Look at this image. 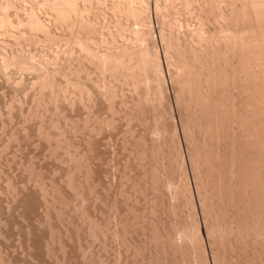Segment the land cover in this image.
<instances>
[{
    "label": "rangeland",
    "instance_id": "obj_1",
    "mask_svg": "<svg viewBox=\"0 0 264 264\" xmlns=\"http://www.w3.org/2000/svg\"><path fill=\"white\" fill-rule=\"evenodd\" d=\"M92 1L0 0V264H248L254 254L255 262L264 261V232L240 221L242 192L229 187L236 197L229 199L213 173L216 146L231 149L239 121H230L233 129L230 119L219 120L230 130L217 125L220 135L207 139L200 124L204 101L188 99L193 87L180 94L184 77L196 69L194 95L207 93L204 83L220 77L215 87L211 80L213 97L228 98L226 110L242 102L247 81L238 66L253 73V63L243 59L241 40L256 31L246 17L261 24L253 36L264 30V0ZM256 38L264 45V31ZM258 41L251 44L258 48ZM208 148L218 150L211 160ZM251 229L259 233L257 245L248 238Z\"/></svg>",
    "mask_w": 264,
    "mask_h": 264
},
{
    "label": "bare ground",
    "instance_id": "obj_2",
    "mask_svg": "<svg viewBox=\"0 0 264 264\" xmlns=\"http://www.w3.org/2000/svg\"><path fill=\"white\" fill-rule=\"evenodd\" d=\"M51 1V0H50ZM65 1H67V0H64V2ZM92 1V0H91ZM97 1V0H96ZM99 1V0H98ZM174 1H176V0H174ZM259 1V0H258ZM261 1V0H260ZM59 2V1H58ZM58 2H57V6H58ZM69 2V1H68ZM70 2H71V0H70ZM104 2V1H103ZM103 2H102V4H103ZM251 2V1H250ZM6 3V2H5ZM8 3V2H7ZM14 3V2H13ZM54 3V2H53ZM62 3V2H61ZM92 3H93V1H92ZM106 3V2H105ZM172 3H173V0H172ZM238 3V2H237ZM253 3V2H252ZM48 4V3H47ZM60 4V3H59ZM65 4V3H64ZM63 4V5H64ZM77 4V3H76ZM89 4H90V2H89ZM114 4V3H113ZM134 4V3H133ZM254 4H256V3H254ZM253 4V5H254ZM258 4V3H257ZM260 4H262V3H260ZM264 4V3H263ZM45 5V4H44ZM50 5V4H49ZM62 5V6H63ZM66 5V4H65ZM136 5V4H135ZM134 5V6H135ZM8 6V5H7ZM13 6V5H12ZM55 6V5H54ZM69 6V5H68ZM75 6V5H74ZM73 6V7H74ZM80 6V5H79ZM84 6V5H83ZM88 6V5H87ZM116 6H119V4L118 5H116ZM124 6V5H123ZM131 6V5H130ZM173 6V5H172ZM242 6H244V5H242ZM261 6V5H260ZM47 7H48V5H47ZM50 7V6H49ZM52 7H53V5H52ZM61 7V6H60ZM65 7V6H64ZM71 7V6H70ZM144 7V6H143ZM249 6H247L246 8H248ZM255 7V6H254ZM4 8H7V7H4ZM9 8V7H8ZM13 8V7H12ZM53 8H55V7H53ZM59 7H57L56 9H58ZM95 8V7H94ZM242 8V7H241ZM253 8V7H252ZM262 8V7H261ZM2 9V8H1ZM62 9H64V8H62ZM61 8H60V10H62ZM67 9H69V8H67ZM84 9V8H83ZM90 9V8H89ZM88 9V10H89ZM117 9V8H116ZM138 9V8H137ZM239 9V8H238ZM244 9H245V7H244ZM250 9V8H249ZM248 9V10H249ZM256 9V8H255ZM60 10H57V11H59L60 12ZM70 10V9H69ZM78 10V9H77ZM86 10V9H85ZM115 10V9H114ZM130 10H133V9H130ZM141 10H144V9H141ZM242 10V9H241ZM247 10V9H246ZM247 10V11H248ZM261 10V9H260ZM259 10V11H260ZM4 11V10H3ZM2 11V12H3ZM5 11H7V9L5 10ZM82 11V10H81ZM123 11V10H122ZM239 11V10H238ZM238 11H236L235 13H237ZM244 11V10H243ZM85 12V11H84ZM117 12V11H116ZM126 12V11H125ZM128 12H129V9H128ZM241 12V11H240ZM239 12V15L241 16V14L243 13H240ZM258 12V11H257ZM36 13V12H35ZM74 13V12H73ZM81 13V12H80ZM118 13H120V12H118ZM134 13H135V10H134ZM250 14H251V12H249ZM31 14V13H30ZM57 14V13H56ZM130 14H132V12L130 13ZM238 14V13H237ZM250 14H248V12H247V14L245 13V15L246 16H250ZM255 14V13H254ZM260 14L262 15V12H260ZM66 15V14H65ZM68 15V14H67ZM77 15H78V13H77ZM127 15H129V14H127ZM244 15V14H243ZM257 15H259V14H257ZM70 16V15H69ZM68 16V17H69ZM137 16V15H136ZM235 16L237 17L238 15H236L235 14ZM234 16V17H235ZM239 16V21H240V24L244 21H241L242 20V17H240ZM245 16V17H246ZM254 16V15H253ZM5 17V16H4ZM56 17H57V15H56ZM79 17V16H78ZM235 17V18H236ZM245 17H243L244 19H245ZM252 16H250V18L249 17H246V18H248V22H250V23H246V20L244 21L246 24H251V25H249L250 27H252V29L254 28L256 31L260 28L261 29V24L259 25V24H257V21L256 22H254V20H256V19H254L253 21H252V18H251ZM254 17H256V16H254ZM10 18V17H9ZM25 18H26V16H25ZM58 18V17H57ZM61 18V17H60ZM64 18V17H63ZM62 18V19H63ZM65 18H67V17H65ZM80 18V17H79ZM238 18V17H237ZM32 19H34V18H32ZM249 19L252 21V22H254V23H256V25H254V23L252 24L251 23V21H249ZM65 20V19H64ZM232 20V19H231ZM23 21V20H22ZM81 21V20H80ZM235 21H236V19H235ZM28 22V21H27ZM75 22H77V21H75ZM88 22V21H87ZM262 22V21H261ZM5 23V22H4ZM25 23V22H24ZM44 23V22H43ZM263 23V22H262ZM27 24V23H26ZM74 24V23H73ZM89 24V23H88ZM242 24H244V23H242ZM4 25V24H3ZM2 25V26H3ZM12 25V24H11ZM76 25V24H75ZM248 25H246V27H245V24L242 26L244 29H246L247 27L249 28V29H251ZM18 26V25H17ZM85 26V25H84ZM258 26V27H257ZM6 27H8V26H6ZM31 27V26H30ZM45 27V26H44ZM170 27H171V25H170ZM1 28H3V27H1ZM41 28V27H40ZM46 28V27H45ZM32 29V28H31ZM236 29V28H235ZM254 29H253V31H254ZM36 30V29H35ZM247 30V29H246ZM237 31V30H236ZM255 31V32H256ZM260 31V30H259ZM263 29H262V31H260V32H262L263 33ZM251 32H252V30H251ZM255 32H253V35H254V33ZM260 32H257V33H260ZM173 33V32H172ZM246 33V32H245ZM262 33H260V34H258L256 37H258V36H261V34ZM176 34V33H175ZM252 35V38H250L249 36V38L247 39V38H242L243 40H241L242 41V47H243V49H242V51H244L243 53H242V56L244 55V57H243V59L245 58V62L246 61H248L247 59H249V60H251L252 61V63H253V66H254V68H255V70L256 71H254V69H253V66H252V70H253V73L252 72H250V73H248L247 72V63H245L244 62V60L241 58V56L239 57V59H240V61L241 60H243V62H244V65L246 64V68L244 67V66H242V62H241V64H239V66H242V67H244L245 68V71L246 72H243L242 70H241V68L238 66V69L242 72V73H244V74H242L240 71H237L238 73L240 72V74L241 75H244L245 77V79H246V83L243 81V78L241 79L242 80V82H244L245 83V86H243V85H241L243 88H245L244 90H246V91H248V92H246L245 93V97H243L242 95L244 94V90L242 89V87H241V92H239V94L241 93V95H237V96H240V98H238V99H241L242 97V102L240 101V103H239V101H238V105H239V108H237V106L238 105H234L235 104V101H234V103H233V101L231 102V103H233V106H231L230 105V103H229V105L231 106L230 108H229V106L228 105H226V108L227 109H230V110H226L225 109V102L228 100V98H227V100H222L223 99V97L222 98H219V99H221L220 101H221V105H223L224 104V106H222V107H224V109L223 108H220L221 106L219 105V102L217 101L218 100V98L217 97H219L218 95H217V99H215L214 97H213V93H212V91L214 90V94H215V89H213V85L212 84H214V82L215 81H217V79H219V78H217L216 79V77H214L215 79L213 80V76L211 77H209V78H212L211 80H213V81H211V80H209L208 79V83H207V81L204 83V89H205V91H207V87H208V92L206 93V92H204V90H203V94L205 95H203L202 94V92H201V94H200V92H198L199 94V96L198 95H194L196 92H194V90H195V88H196V83H195V85L193 84L194 83V81H195V77H193L194 75L196 76V73H195V71H196V69H195V71H194V75H192V73L190 72V70H189V74H191V76L189 75V76H186V75H188V73H186L184 76H186V78L182 75V73H183V71H182V73H180V76L182 77H184V79H185V81H186V85L184 84L183 85V83L181 84V86L180 85H178V86H180V87H183L182 89L183 90H181L182 91V93H180V94H182L183 95V91H184V87L185 86H187L188 88L187 89H189L188 91H190V88L191 87H193L194 88V90H193V88L191 89V90H193V92L192 93H190V94H188L187 93V95H190V96H187V97H189L188 99L189 100H192V99H194V101H196L197 100V98H198V100L197 101H204V103L202 102V104H203V106H202V108L201 109H204V106H205V109L204 110H202L201 111V114H200V117H202L201 119L203 120V122L202 123H200L201 125H202V129L204 130L203 132H205L207 135V139H208V137H213V134L215 133V132H217V133H219L218 132V129H217V131L215 130L216 128H221V127H218L217 125H222V124H224L225 123V119L224 118H227V119H230V120H227V121H229L228 123H230V121L233 119V121H231V122H234V120L236 121V124L238 123V121H239V123L237 124V125H239V126H237V127H239V129L238 128H235L234 127V125L233 126H231V123H230V128L232 127L233 129L235 128V129H238V130H240V127H241V129L242 130H240L241 131V134H240V136H239V134H238V136H237V132H235L236 133V135H234L233 136V139H235V140H237V138H234V137H239L238 138V140H237V142H235L234 140H233V143H236L235 145L232 143V140H231V138L229 139V137H227L228 135H225V138L227 137L228 138V140H230L231 141V143H232V147H231V149L229 150V148L228 147H226L225 149H223V152H222V150H221V152H219L220 151V149H219V146H216L217 148H218V154H217V152H216V157H214L213 156V152H215V149L212 151V149L215 147V144H214V147H211V148H208L209 150H211V152L212 153H208V149H207V154H209V156L212 154V156H210V157H208V158H210L209 160H211V158H215V160L216 161H214V162H212V163H215V168H216V171L218 170V172H213L214 174L215 173H217V174H215L216 175V181H222L223 183V185L222 186H224L225 187V189H229V190H226L225 191V193H227V194H229L227 197H229V199L233 196L231 193H232V190H230L231 188H229V187H232V189L234 190V187H235V190H237V193H239L240 194V192L239 191H241L242 193V195L240 194L239 196H241V197H238L239 199H241L242 198V200H240L241 202H242V204L240 203V201H239V203L238 204H240V205H238L237 204V201L235 202V200H229V204H230V201H233L232 203H236V205H238L240 208H237V210H238V212H240V214H242V218H240L241 220V224L244 226L246 223V225H248V224H250L251 223V228H257V229H261V227H263L264 225H263V223H264V49H261V48H259L260 46L261 47H264V45H259V42L261 41L262 42V37H261V39H258V38H256L255 36H253ZM255 35H256V33H255ZM174 36V35H173ZM178 37V36H177ZM166 38H168V37H166ZM227 38V37H226ZM236 38V37H235ZM254 38H255V41H254ZM260 38V37H259ZM230 39V38H229ZM228 39V40H229ZM239 40V39H238ZM257 40H259L258 41V43H256V44H258L259 45V47L258 48H256V46L254 47V43L257 41ZM231 41V40H230ZM229 41V42H230ZM244 41H245V43H244ZM234 42V41H233ZM252 42H254L253 44H251ZM224 43H226V42H224ZM231 43V42H230ZM263 43V42H262ZM171 44V43H170ZM209 44V43H208ZM236 44V43H235ZM244 44H246L245 46L246 47H248V45L250 46V45H253V46H251V47H249L248 48V50L246 49V48H244L245 46H243ZM174 46V45H173ZM181 46V45H180ZM216 46V45H215ZM170 47V46H169ZM176 47V46H175ZM186 47V46H185ZM231 47V46H230ZM239 47V46H238ZM136 48H138V47H136ZM192 48V47H191ZM207 48V47H206ZM115 49V48H114ZM124 49V48H123ZM193 49V48H192ZM210 49V48H209ZM217 49V48H216ZM246 49V50H245ZM134 50V49H133ZM144 50V49H143ZM145 50H147V49H145ZM149 50V49H148ZM195 50V49H194ZM126 51V50H125ZM124 51V52H125ZM174 51H175V48H174ZM179 50H177V52H178ZM181 51H183V49L181 50ZM215 51V50H214ZM221 51V50H220ZM227 51V50H226ZM229 51V50H228ZM233 51V50H232ZM185 52V51H184ZM189 52V51H188ZM210 52V51H209ZM99 53V52H98ZM123 53V52H122ZM95 54V53H94ZM127 54V53H126ZM125 54V55H126ZM138 54V53H137ZM147 54V53H146ZM180 54H182V53H180ZM193 54V53H192ZM196 54V53H195ZM201 54V53H200ZM238 54V53H237ZM237 54H236V56H237ZM241 54V53H240ZM239 54V55H240ZM133 55V54H132ZM135 55V54H134ZM206 55V54H205ZM227 55V54H226ZM233 55V54H232ZM121 56H123V55H121ZM192 56V55H191ZM198 56V55H197ZM214 56V55H213ZM218 56V55H217ZM224 56V55H223ZM228 56V55H227ZM108 57V56H107ZM118 57V56H117ZM178 57H179V55H178ZM195 59H197L196 58V56H193ZM202 57V56H201ZM229 57V56H228ZM109 58V57H108ZM112 58H114L113 56H112ZM122 58V57H121ZM183 58V57H182ZM186 58V57H185ZM189 58V57H188ZM205 58V57H204ZM208 58H210V57H208ZM224 58V57H223ZM124 59V58H123ZM145 59V58H144ZM151 59V58H150ZM174 59V58H173ZM225 59V58H224ZM238 59V58H237ZM97 60V59H96ZM108 60V59H107ZM132 60V59H131ZM185 60V59H184ZM215 60V59H214ZM233 60V59H232ZM113 61V60H112ZM124 61V60H123ZM150 61V60H149ZM172 61V60H171ZM178 61V60H177ZM186 61V60H185ZM188 61V60H187ZM197 61H199V60H197ZM208 60H206V62H207ZM239 61V60H238ZM240 61L239 62H237L236 61V63L238 64V63H240ZM102 62V61H101ZM125 62V61H124ZM139 62V61H138ZM146 62V61H145ZM182 62V61H181ZM190 62V61H189ZM196 62V61H195ZM194 62V63H195ZM210 62H211V59H210ZM209 62V66L211 65V63ZM213 62V61H212ZM224 62V61H223ZM102 63H104V62H102ZM116 63V62H115ZM126 63V62H125ZM142 63H143V61H142ZM150 63V62H149ZM179 63V62H178ZM197 63V62H196ZM195 63V64H196ZM249 63H251V62H249ZM105 64V63H104ZM111 64V63H110ZM124 64V63H123ZM138 64V63H137ZM220 64V63H219ZM106 65V64H105ZM140 65V64H139ZM170 65V64H169ZM205 65H207L206 63H205ZM204 65V66H205ZM251 65V64H250ZM101 66V65H100ZM184 66V65H183ZM111 67V66H110ZM140 67V66H139ZM178 67H179V65H178ZM188 67H189V65H188ZM197 67V66H196ZM195 67V68H196ZM225 67V66H224ZM105 68V67H104ZM114 68H115V66H114ZM158 68V67H157ZM202 68V67H201ZM207 68V67H206ZM229 68V67H228ZM233 68V67H232ZM235 68H237V67H235ZM112 69V68H111ZM141 69V68H140ZM178 69V68H177ZM218 69V68H217ZM251 69V68H250ZM114 70V69H113ZM145 70V69H144ZM152 70V69H151ZM194 70V69H193ZM205 70V69H204ZM251 70V71H252ZM108 71V70H107ZM112 71V70H111ZM116 71V70H115ZM135 71V70H134ZM141 71V70H140ZM148 71V70H147ZM146 71V72H147ZM187 71V70H186ZM185 71V72H186ZM192 71V70H191ZM210 71V70H209ZM212 71V70H211ZM220 71V70H219ZM233 71V70H232ZM118 72V71H117ZM143 72H145V71H143ZM146 72H145V74H146ZM180 72V71H179ZM184 72V73H185ZM222 72V71H221ZM231 72V71H230ZM236 72V71H235ZM123 73V72H122ZM126 73V72H125ZM131 73V72H130ZM208 73V72H207ZM211 73V72H210ZM215 73V72H214ZM246 73V74H245ZM134 74V73H133ZM178 74V73H177ZM200 74V73H199ZM212 74V73H211ZM240 74H238L239 76H240ZM126 75H127V73H126ZM137 75V74H136ZM202 75V74H201ZM213 75V74H212ZM215 75V74H214ZM129 76V75H128ZM175 76V75H174ZM180 76H178V77H180ZM204 76V75H203ZM209 76V75H208ZM208 76H206L207 78H208ZM228 76V75H227ZM127 77V76H126ZM132 77V76H131ZM143 77V76H142ZM177 77V76H176ZM180 77V78H181ZM189 77V78H188ZM191 77V78H190ZM238 77V76H237ZM134 78H136V76L134 77ZM140 78V77H139ZM179 78V79H180ZM198 78V76L196 77V79ZM223 78V77H222ZM228 78V77H227ZM240 78H241V76H240ZM239 78V79H240ZM133 79V78H132ZM131 79V80H132ZM165 79V78H164ZM183 79V80H184ZM204 79V78H203ZM234 79V78H233ZM135 80H137V79H135ZM172 80V79H171ZM194 80V81H193ZM207 80V79H206ZM223 80V79H222ZM261 81V83L260 82H258V81ZM181 81V80H180ZM179 81V82H180ZM185 81H184V83H185ZM200 81V80H199ZM205 81V80H204ZM225 81V80H224ZM236 81V80H235ZM239 81V80H238ZM182 82V81H181ZM195 82H197V80L195 81ZM203 81H201V83H202ZM213 82V83H212ZM219 82V81H218ZM226 82V81H225ZM240 82V81H239ZM134 83V82H133ZM176 83H178V82H176ZM223 83V82H222ZM241 83V82H240ZM199 84V83H198ZM217 84V82H215V85H214V87L215 86H217L216 85ZM233 84V83H232ZM54 85V84H53ZM183 85V86H182ZM189 85H192V86H189ZM194 85V86H193ZM205 85H208L207 87L205 86ZM235 85V84H234ZM190 87V88H189ZM206 87V88H205ZM220 87H221V85H220ZM226 87H228V86H226ZM232 87V86H231ZM203 88V87H202ZM218 88V87H217ZM53 89H55V88H53ZM108 89V88H107ZM160 89V88H159ZM186 89V88H185ZM187 89L185 90V92L187 91ZM219 89V88H218ZM217 89V90H218ZM230 89V88H229ZM165 90V89H164ZM222 90V89H221ZM180 91V90H179ZM196 91V90H195ZM224 91H226V89L224 90ZM243 91V92H242ZM194 93V94H193ZM235 93V92H234ZM243 93V94H242ZM108 94V93H107ZM179 94V95H180ZM192 94V95H191ZM220 94H221V92H220ZM219 94V95H220ZM229 94V93H228ZM247 94V95H246ZM112 95V94H111ZM178 95V96H179ZM181 95V96H182ZM194 95V96H193ZM203 95V97H201ZM198 96V97H197ZM221 96H222V94H221ZM242 96V97H241ZM161 97V96H160ZM180 97V96H179ZM179 97H178V99H179ZM204 98V100H199L200 98ZM55 98H57L56 96H55ZM186 98V97H185ZM226 98V97H225ZM232 98V97H231ZM54 99V98H53ZM175 99V98H174ZM184 99V98H183ZM181 100V99H180ZM185 100V99H184ZM184 100H181V101H184ZM188 100V101H189ZM216 100V101H215ZM235 100H236V98H235ZM149 101V100H148ZM188 101H186V102H188ZM193 101V100H192ZM192 101H190V102H192ZM206 101V102H205ZM223 101V102H222ZM237 101V100H236ZM178 102V101H177ZM185 102V101H184ZM189 102V103H190ZM198 102V103H199ZM218 102V104H217V107H216V103ZM189 103H188V105H189ZM196 103V102H195ZM223 103V104H222ZM227 103H228V101H227ZM258 103V104H257ZM191 104V103H190ZM201 104V103H200ZM236 104H237V102H236ZM182 105V104H181ZM194 105V104H193ZM189 106H191V105H189ZM195 106H197V105H195ZM198 106L199 107H201L199 104H198ZM228 106V107H227ZM236 106V107H235ZM184 107V106H183ZM185 108V107H184ZM189 109L190 107H186V109ZM195 108V107H194ZM183 109V108H182ZM193 109V108H192ZM236 109H239V112H237V111H235ZM191 110V109H190ZM187 111V110H186ZM196 110H193V113L195 112ZM198 111H200V109H198ZM156 113V112H155ZM179 113V112H178ZM189 113V112H188ZM198 113V112H197ZM196 112L194 113V117L193 118H195L194 120H196V119H198L197 117H199V115L197 114ZM192 114V113H191ZM198 116H197V115ZM180 115V114H179ZM188 115V114H187ZM193 115V114H192ZM185 116V115H184ZM153 117V116H152ZM180 117V116H179ZM188 118H189V115L187 116ZM188 118H187V120H188ZM192 117H191V119H193ZM180 119V118H179ZM221 119H223V122L224 123H222V124H219L218 123V121L220 120V121H222ZM91 120V119H90ZM89 120V121H90ZM145 120H147V119H145ZM157 120V119H156ZM171 120V119H170ZM238 120V121H237ZM219 121V122H220ZM182 122V121H181ZM187 122H189V121H187ZM196 122V121H195ZM198 122H199V119H198ZM197 122V123H198ZM200 122H201V120H200ZM184 123V122H183ZM190 123H191V121H190ZM221 123V122H220ZM227 123V122H226ZM188 124V123H187ZM233 124V123H232ZM235 124V123H234ZM156 125V124H155ZM184 125V124H183ZM192 125H193V123H192ZM229 125V124H228ZM227 125V126H228ZM178 126V125H177ZM190 126V125H189ZM223 126H225V127H227L226 126V124H224ZM184 127H185V125H184ZM187 128H188V126H186ZM185 127V128H186ZM225 127H223V129L222 130H224V128ZM229 127H227V129L228 130H230L229 129ZM167 128V127H166ZM198 129L199 128H201V127H197ZM184 129V128H183ZM195 129V128H194ZM226 129V130H227ZM233 129H231L232 131L231 132H233ZM185 130V129H184ZM183 130V131H184ZM188 130H191V129H189L188 128ZM201 129H199V131L198 132H201L202 133V137H204L205 138V140H206V136L205 135H203V132H202V130L200 131ZM214 130H215V132H214ZM159 131V130H158ZM187 131V130H186ZM239 131V132H240ZM190 132V131H189ZM220 132H221V130H220ZM231 132H226V133H231ZM204 133V134H205ZM217 133H215L216 134V136H219ZM222 134L221 135H223V133L225 134V131H223V132H221ZM214 134V135H215ZM209 135V136H208ZM193 136V135H192ZM191 136V137H192ZM216 136L214 137V139L216 138ZM157 138V137H156ZM198 138V137H197ZM204 138H203V142L205 141L204 140ZM220 138H221V140H220ZM224 138V139H225ZM227 138H226V140H227ZM200 139V138H199ZM213 139V138H212ZM211 139V141L212 142H209V143H215V142H213L214 141V139L212 140ZM218 139L222 142V136L221 137H218ZM210 140V139H209ZM215 141H217L216 139H215ZM219 141V142H220ZM224 141V140H223ZM189 142V141H188ZM201 142H202V140H201ZM205 142H207V140L205 141ZM219 142L217 141L216 143L217 144H219ZM220 142V143H221ZM226 142V141H225ZM224 142V144H222V145H225V144H227V145H229L228 143H225ZM228 142V141H227ZM175 143V142H174ZM223 143V142H222ZM140 144V143H139ZM205 144V143H204ZM212 144H209L210 146L212 145ZM177 145V144H176ZM202 145H203V143H202ZM222 145L220 144V146H221V149H222ZM226 145V146H227ZM233 145L234 146H237V148L236 149H234V147H233ZM145 146V145H144ZM205 147H207L206 145H204ZM209 146V147H210ZM213 146V145H212ZM230 146H231V144H230ZM153 147V146H152ZM173 148V147H172ZM203 148V147H202ZM223 148H224V146H223ZM65 149V148H64ZM69 149V148H68ZM205 149V148H204ZM202 150V149H201ZM225 150V151H224ZM235 150V151H234ZM159 151V150H158ZM197 151V150H196ZM153 152V151H152ZM167 152V151H166ZM203 152V151H202ZM210 152V151H209ZM140 153V152H139ZM192 154V153H191ZM204 155H205V153H203ZM158 155V154H157ZM200 155V154H199ZM180 156V155H179ZM191 156V155H190ZM189 156V157H190ZM92 157V156H91ZM203 157V156H202ZM205 157V156H204ZM203 157V158H204ZM206 157H207V155H206ZM194 158H195V156H194ZM208 158H206V159H208ZM166 159H168V158H166ZM178 159V158H177ZM182 160H183V157H182ZM194 160V159H193ZM197 160V159H196ZM200 160V159H199ZM202 160V159H201ZM180 161V160H179ZM185 161V160H184ZM212 161H213V159H212ZM209 162H211V161H209ZM194 163H196V162H194ZM201 163H203L202 161H201ZM206 163V162H205ZM211 163V164H212ZM76 164V163H75ZM158 164V163H157ZM167 164H168V162H167ZM193 164V163H192ZM199 164V163H198ZM210 164V163H209ZM211 164H210V166H211ZM77 165V164H76ZM207 165V164H206ZM214 165V164H213ZM81 166V165H80ZM83 167V166H82ZM160 167V166H159ZM185 167V166H184ZM200 166L198 165V168H199ZM202 167H204V166H202ZM206 167V166H205ZM172 168V167H171ZM193 168V167H192ZM197 168V171L198 170H200V169H198ZM209 168V167H208ZM208 168L206 169V171L208 170ZM213 166H212V168H210V170H211V172H212V170H213ZM215 168H214V171H215ZM76 169H78V168H76ZM80 169V168H79ZM155 169V168H154ZM194 169H195V167H194ZM118 171V170H117ZM155 171H157V169L155 170ZM163 171V170H162ZM180 171V170H179ZM202 171H205L204 169L202 170ZM199 173H200V171H198ZM144 173V172H143ZM152 173V172H151ZM159 173V172H158ZM167 173V172H166ZM171 173V172H170ZM208 173H210V172H208ZM197 174V173H196ZM203 174V173H202ZM123 175V174H122ZM155 175V174H154ZM163 175V174H162ZM199 176H200V174H198ZM211 175H213V174H211ZM42 176V175H41ZM184 176V175H183ZM207 176V175H206ZM75 177V176H74ZM169 177V176H168ZM194 177H195V175H194ZM159 178V177H158ZM166 178V177H165ZM164 178V179H165ZM196 178V177H195ZM214 178V177H213ZM214 178V179H215ZM227 178V179H226ZM229 178V179H228ZM82 179V178H81ZM169 179V178H168ZM198 179V178H197ZM206 179V178H205ZM210 179V178H209ZM201 180H202V178H201ZM207 180V179H206ZM129 181V180H128ZM199 181V180H198ZM203 181V180H202ZM210 181V180H209ZM216 181L214 180V182H212V183H216ZM69 182V181H68ZM87 182V181H86ZM161 182V181H160ZM196 182V181H195ZM206 182V181H205ZM208 182V181H207ZM206 182V183H207ZM78 183V182H77ZM135 183H136V181H135ZM208 183H210V182H208ZM205 184V186L206 185H209V184ZM52 184V183H51ZM145 184V183H144ZM153 184V183H152ZM156 184H157V182H156ZM173 184V183H172ZM218 184H219V189H220V191H222V190H224V189H221V185H220V182H218ZM45 185V184H44ZM64 185V184H63ZM163 185V184H162ZM203 185V184H202ZM43 186V185H42ZM60 186V185H59ZM69 186V185H68ZM89 186V185H88ZM137 186V185H136ZM139 186V185H138ZM164 186V185H163ZM162 186V187H163ZM213 186H217V184L215 185H213ZM221 186V187H220ZM77 187V186H76ZM87 187V186H86ZM156 187V186H155ZM203 187H204V185H203ZM202 187V188H203ZM188 188V187H187ZM237 188V189H236ZM44 189V188H43ZM77 189V188H76ZM83 189V188H82ZM55 190V189H54ZM84 190V189H83ZM153 190V189H152ZM188 190V189H187ZM234 190V192H236ZM45 191V190H44ZM219 191V190H218ZM141 192V191H140ZM216 192V191H215ZM214 192V193H215ZM222 192H224V191H222ZM233 192V193H234ZM93 193V192H92ZM237 193H234L235 195L237 194ZM216 194V193H215ZM214 194V195H215ZM91 195V194H90ZM219 195H221L220 193H219ZM230 195H232V196H230ZM60 196H61V194H60ZM173 196V195H172ZM216 196H218V195H216ZM222 196H223V194H222ZM222 196H220V197H222ZM236 196H238V195H236ZM87 197V196H86ZM225 197V196H224ZM227 197H225V198H227ZM217 198H219V197H217ZM225 198H224V200H225ZM236 198V197H235ZM234 198V196H233V198L232 199H235ZM171 199V198H170ZM220 199V198H219ZM221 200V199H220ZM237 200V199H236ZM190 201V200H189ZM113 203V202H112ZM227 203V202H226ZM225 203V204H226ZM228 203H227V205H228ZM223 204V203H222ZM170 205V204H169ZM233 206H234V204H233ZM56 207V206H55ZM225 207V206H224ZM229 207V206H228ZM235 207V206H234ZM155 208V207H154ZM177 208V207H176ZM223 209V208H222ZM226 209V208H225ZM234 209V208H233ZM61 210V209H60ZM78 210V209H77ZM172 211V210H171ZM235 211V210H234ZM226 212V211H225ZM232 212V211H231ZM237 212V211H236ZM59 213V212H58ZM235 214V213H234ZM233 214V215H234ZM238 215L237 216H240V214L239 213H237ZM157 215V214H156ZM236 215V214H235ZM81 216V215H80ZM174 216V215H173ZM238 218V217H237ZM218 219V218H217ZM229 219V218H228ZM216 220V219H215ZM236 220V219H235ZM230 221V220H229ZM156 222V221H155ZM237 222H238V220H237ZM245 223V224H243V223ZM178 223V222H177ZM218 223V222H217ZM225 223H226V221H225ZM239 223V222H238ZM175 224V223H174ZM220 224V223H219ZM228 224H229V222H228ZM231 224V223H230ZM233 224H235V223H233ZM73 225V224H72ZM196 225V224H195ZM242 225H240V226H242ZM156 226V225H155ZM181 226V225H180ZM217 226V225H216ZM226 225H224V227H225ZM243 226H242V228H243ZM68 227V226H67ZM95 227V226H94ZM222 227V226H221ZM234 227V226H233ZM237 227H239V226H237ZM250 226L248 225L247 226V228H249ZM259 227V228H258ZM176 228V227H175ZM218 228H219V226H218ZM230 228V227H229ZM244 228H246V226H244ZM243 228V229H244ZM92 229H94V228H92ZM157 229V228H156ZM211 229V228H210ZM221 229V228H220ZM238 229H241V227H239ZM243 229H241V230H239V232L240 231H242ZM259 229V233L260 232H264V227L260 230ZM213 230H214V228H213ZM226 231H227V229H225ZM229 230H231V229H229ZM232 230H233V228H232ZM251 230H253V229H251ZM92 231V230H91ZM164 231V230H163ZM183 231V230H182ZM220 231V230H219ZM221 231H222V229H221ZM244 231V230H243ZM245 231H246V229H245ZM248 231V230H247ZM250 231V230H249ZM254 231H257V230H253V233L252 234H255V232ZM154 232V231H153ZM160 232V231H159ZM237 232V231H236ZM238 232V233H239ZM252 232V231H251ZM250 232V233H251ZM194 233V232H193ZM216 233V232H215ZM222 233H224V232H222ZM226 233V232H225ZM224 233V234H225ZM241 233V232H240ZM249 233V232H248ZM247 233V234H248ZM259 233H257V234H255L254 236H252V235H250V237H248V238H254V237H256V238H259V236H257ZM159 234V233H158ZM167 234V233H166ZM210 234V233H209ZM242 234V236H243V232L241 233ZM245 234H246V232H245ZM246 234V235H247ZM264 234V233H263ZM177 235V234H176ZM194 235V234H193ZM196 235V234H195ZM231 235V234H230ZM246 235H244V237L246 236ZM260 235H261V233H260ZM162 236V235H161ZM170 236H171V233H170ZM236 236V235H235ZM238 236V235H237ZM248 236H249V234H248ZM164 237V236H163ZM162 237V238H163ZM166 237V236H165ZM176 237V236H175ZM231 237V236H230ZM247 237V236H246ZM248 238H247V240H248ZM161 239V238H160ZM164 239V238H163ZM168 239V238H167ZM222 239V238H221ZM262 239H263V237H262ZM172 240H174V239H172ZM246 240V239H245ZM249 240H251V239H249ZM256 240H258V239H256ZM177 241V240H176ZM186 241V240H185ZM198 241V240H197ZM232 241V240H231ZM237 241V240H236ZM244 241V240H243ZM155 242V241H154ZM160 242H161V240H160ZM189 242V241H188ZM254 242H255V238H254ZM254 242H253V244H254ZM184 243V242H183ZM190 243V242H189ZM233 243V242H232ZM244 244V243H243ZM255 244L257 245V243L255 242ZM259 244V243H258ZM198 245H199V243H198ZM176 246V245H175ZM200 246H202V245H200ZM255 246V245H254ZM259 246V245H258ZM264 246V245H263ZM171 247H172V245H171ZM179 248V247H178ZM259 248V247H258ZM180 249V248H179ZM194 249V248H193ZM256 249V248H255ZM174 250V249H173ZM200 250V249H199ZM198 251V250H197ZM252 251V250H251ZM255 251V250H254ZM194 252V251H193ZM203 252H204V250H203ZM206 252V251H205ZM256 252V251H255ZM195 253V252H194ZM200 254V253H199ZM247 255V254H246ZM255 255H257V254H254V258H252V257H250L251 259H253V262L251 263L250 262V260H247V263L248 264H264V261L263 260H260L259 261V259H258V262L256 261H254L256 258H255ZM260 255V254H259ZM264 255V254H263ZM196 256V255H195ZM251 256V255H250ZM193 257V256H192ZM200 257H202V256H200ZM199 257V259H201ZM204 257V256H203ZM257 257V256H256ZM173 258V257H172ZM176 258V257H175ZM196 258V257H195ZM207 258V257H206ZM205 258V259H206ZM215 258V257H214ZM249 258V259H250ZM258 258H259V256H258ZM262 258V257H261ZM171 259V258H170ZM178 259V258H177ZM179 260V259H178ZM195 260V259H194ZM220 260V259H219ZM202 261H203V258H202ZM208 261V260H207ZM250 263H249V262ZM252 261V260H251ZM183 262V261H182ZM196 262V261H195ZM201 262V261H200ZM206 263V262H205ZM227 263V262H226ZM243 263V262H242ZM246 262H244V264H245ZM225 264V263H224ZM238 264H241V263H238Z\"/></svg>",
    "mask_w": 264,
    "mask_h": 264
}]
</instances>
